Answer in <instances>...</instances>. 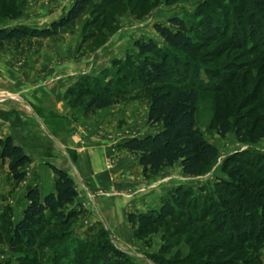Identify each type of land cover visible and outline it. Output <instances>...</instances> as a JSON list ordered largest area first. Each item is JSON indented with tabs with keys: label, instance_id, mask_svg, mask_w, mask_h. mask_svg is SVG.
Here are the masks:
<instances>
[{
	"label": "rangeland",
	"instance_id": "374dc122",
	"mask_svg": "<svg viewBox=\"0 0 264 264\" xmlns=\"http://www.w3.org/2000/svg\"><path fill=\"white\" fill-rule=\"evenodd\" d=\"M73 1L0 0V27H46L65 15ZM100 1L92 0L91 5ZM239 5L238 0H173L169 3L165 0H112L110 5L102 6L101 11L93 10V6L87 7L82 15L56 35L0 41L1 86L4 82L6 85L9 83L28 88L27 91H38L61 76L69 73L76 75L62 95L67 116L75 126L74 134L83 135L82 131H86L107 141L114 153L106 157V167L115 169L119 159L118 166L122 169L114 176L122 186L112 191L99 189L88 192L76 171L69 174L74 184L82 190L81 193L89 198L88 206L85 205L86 214L65 227L48 226L47 230H62L71 240L73 237H97L98 232L106 229L113 244L128 253L131 264H167L162 260L185 257L190 249L200 253L183 264H234L231 256L219 249L201 251L206 239L191 246L187 242L191 227L171 225L168 229L155 225L148 228L142 237L136 238L127 221V214L159 208L163 198L179 184L189 186L196 194L202 195L213 192L214 184L227 178L232 171L238 173L239 179L248 180V183L255 184L260 179L249 168L242 167L240 162L228 163L225 160L230 154L245 151L264 157V54L245 51L248 43L245 44L241 38L243 33L248 34L249 31L246 17H235L232 25H225L226 19L223 18L231 8L240 14ZM171 16L183 18L193 29L190 35L195 42L194 51L189 55L176 52L188 65L180 76L182 82L179 86L196 89V125L219 150L211 164L203 165L200 173L192 176L183 174L179 162L158 171L143 173L137 157L118 147L128 138L158 129L147 123L149 88L139 80L133 68L137 56L133 43L141 37L152 38L160 47L173 52L153 27L157 22L168 25ZM95 18L96 22L85 24V21ZM92 31L97 33L89 37ZM259 36L260 32L257 38ZM113 59L117 60V64H112ZM82 75L89 76L90 79L85 81L89 88H98L104 83L109 89L116 90L117 102L85 114V95L75 96V91L64 96L66 90L75 85ZM10 97L17 98L16 95ZM224 122L229 131L221 135ZM13 188L14 184L11 185ZM110 194L125 200L131 199L128 196H134L133 204L127 202L122 207L121 218L119 215L103 216L104 208L95 203L98 196ZM9 207L12 209L9 203H5L0 210V225L4 224L5 227ZM18 219V214L13 213L12 221ZM224 239H227L226 234L221 241ZM6 240L3 237L0 242V264H22L24 255L29 252L25 249L12 250ZM55 244L52 241L44 246L37 258L44 259ZM258 253L260 264H264V243Z\"/></svg>",
	"mask_w": 264,
	"mask_h": 264
},
{
	"label": "trees",
	"instance_id": "16d2710c",
	"mask_svg": "<svg viewBox=\"0 0 264 264\" xmlns=\"http://www.w3.org/2000/svg\"><path fill=\"white\" fill-rule=\"evenodd\" d=\"M165 1L169 3L173 0ZM91 2L92 0H74L65 15L46 27H0V41L56 35L82 15L87 7L93 6V10L101 11L102 6L110 5L112 0H101L93 5ZM238 2L240 14L233 8H227L226 16L223 17L226 19L224 24L232 25L235 17H246L249 31L248 34L243 33L241 38L245 44L248 43L245 51L264 54V0ZM94 20L97 21L95 18L85 21V24ZM153 27L173 52L160 47L152 38H138L133 43L137 49L133 68L139 80L149 88L147 123L158 129L128 138L118 147L137 157L143 173L158 171L179 162L183 174L197 175L203 165L211 164L216 159L219 150L217 145L203 136L196 125V89L179 86L182 82L180 76L188 65L176 52L189 55L194 51L195 42L190 35L193 29L179 16H171L168 25L157 22ZM259 32L260 36L257 38ZM96 33L92 31L89 37ZM239 43L243 46L241 41ZM112 64H117V60L113 59ZM89 79L88 75H82L75 85L66 90L64 96L74 94L75 91V96L85 95V114L117 102L116 90L109 89L104 83L98 85V88H89L85 83ZM228 131L229 127L224 122L220 134L225 135ZM0 159L7 160L8 172L14 185L19 183L25 176L22 167L30 158L14 143L10 135L0 138ZM225 160L228 163L240 162L242 167L249 168L260 179L255 184L248 183V180L239 179L238 173L232 171L227 178L214 184L213 192L202 195L196 194L189 186L176 185L163 198L159 208L131 211L127 214L134 237H142L148 228L155 225L168 229L171 225L191 227L192 230L187 234V242L191 246L206 239L201 251L212 252L213 249H219L224 254H229L234 264H260L258 250L264 243V157L245 151L230 154ZM49 167L54 177V191L41 196L36 186L29 188L25 195L27 204L17 221H12V209L8 208L7 225H0V242L6 237L12 250H27L29 253L24 255L22 264H131L128 253L113 244L106 229L98 232L97 237H73L71 240L62 230H47L48 226L65 227L72 220L86 214L81 203H76L78 192L72 177L59 167L52 164ZM256 187H259L258 191L255 190ZM195 224L197 225L193 226ZM224 234L227 239L221 241ZM52 241L56 242L55 246L44 259L39 260L37 255ZM190 250L185 257H173L162 262L183 264L200 253Z\"/></svg>",
	"mask_w": 264,
	"mask_h": 264
},
{
	"label": "crops",
	"instance_id": "0c3cea01",
	"mask_svg": "<svg viewBox=\"0 0 264 264\" xmlns=\"http://www.w3.org/2000/svg\"><path fill=\"white\" fill-rule=\"evenodd\" d=\"M70 75L61 76L38 91H27L28 88L9 83L6 85L4 82L0 85V95L4 97L0 96V138L10 135L30 158L22 167L24 178L13 189L7 160L0 159V210L2 204L9 203L14 215L18 214L20 218L27 204L25 195L29 188L36 186L41 196L53 192L54 177L49 164L68 174L76 171L88 192L99 189L112 191L122 186L114 177L122 172L118 166L119 159L115 169L106 167V157L114 153L107 141L86 131H82L83 135L74 134L75 126L67 116L62 98L66 86L76 76ZM27 92L31 93L27 95ZM10 95H16L17 98L13 100ZM76 189V202L85 208L89 198L81 193L77 185ZM128 198L131 199L116 198L110 194L98 196L95 203L104 208L103 216L119 215L121 218L124 204L134 202V196Z\"/></svg>",
	"mask_w": 264,
	"mask_h": 264
}]
</instances>
